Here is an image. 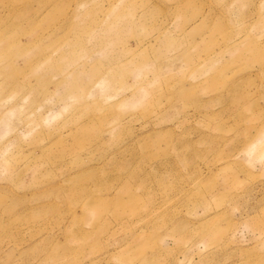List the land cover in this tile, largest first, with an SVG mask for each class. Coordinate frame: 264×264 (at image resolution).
<instances>
[{"label": "rangeland", "instance_id": "rangeland-1", "mask_svg": "<svg viewBox=\"0 0 264 264\" xmlns=\"http://www.w3.org/2000/svg\"><path fill=\"white\" fill-rule=\"evenodd\" d=\"M0 264H264V0H0Z\"/></svg>", "mask_w": 264, "mask_h": 264}]
</instances>
